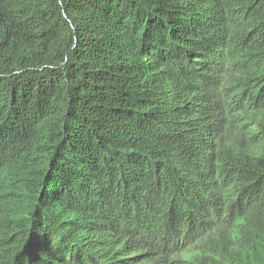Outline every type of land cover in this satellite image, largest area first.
<instances>
[{"label":"trees","instance_id":"obj_1","mask_svg":"<svg viewBox=\"0 0 264 264\" xmlns=\"http://www.w3.org/2000/svg\"><path fill=\"white\" fill-rule=\"evenodd\" d=\"M0 264H264V0H0Z\"/></svg>","mask_w":264,"mask_h":264}]
</instances>
